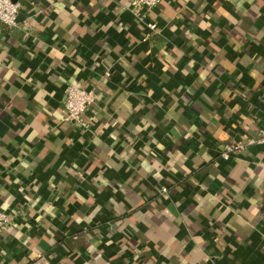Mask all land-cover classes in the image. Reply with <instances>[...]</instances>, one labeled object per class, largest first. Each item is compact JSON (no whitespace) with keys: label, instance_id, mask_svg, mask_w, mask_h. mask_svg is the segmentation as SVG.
<instances>
[{"label":"crops","instance_id":"1","mask_svg":"<svg viewBox=\"0 0 264 264\" xmlns=\"http://www.w3.org/2000/svg\"><path fill=\"white\" fill-rule=\"evenodd\" d=\"M14 1L0 264H264V147L220 158L264 126V0H163L155 33L132 0Z\"/></svg>","mask_w":264,"mask_h":264},{"label":"built area","instance_id":"2","mask_svg":"<svg viewBox=\"0 0 264 264\" xmlns=\"http://www.w3.org/2000/svg\"><path fill=\"white\" fill-rule=\"evenodd\" d=\"M163 0H132L130 11L135 19L143 24L149 33L157 31V24L153 21H147L150 14ZM20 9V3L14 0H0V25L14 27L17 14ZM96 100V94L92 90H85L75 85H69L64 90L63 97V121H79L87 108ZM250 146L264 147V126L259 131L256 138L247 139L244 144L224 146L220 158L228 160L238 151ZM165 189H163V192ZM15 214L0 210V231L7 230L13 223Z\"/></svg>","mask_w":264,"mask_h":264}]
</instances>
